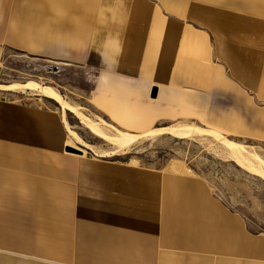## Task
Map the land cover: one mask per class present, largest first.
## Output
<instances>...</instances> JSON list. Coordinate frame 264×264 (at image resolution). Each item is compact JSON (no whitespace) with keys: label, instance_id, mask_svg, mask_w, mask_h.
Returning <instances> with one entry per match:
<instances>
[{"label":"crops","instance_id":"obj_1","mask_svg":"<svg viewBox=\"0 0 264 264\" xmlns=\"http://www.w3.org/2000/svg\"><path fill=\"white\" fill-rule=\"evenodd\" d=\"M11 57L95 71L111 121L131 109V127L264 143V5L0 0V66ZM69 146L60 113L0 97V264H264V232L194 170Z\"/></svg>","mask_w":264,"mask_h":264},{"label":"rangeland","instance_id":"obj_2","mask_svg":"<svg viewBox=\"0 0 264 264\" xmlns=\"http://www.w3.org/2000/svg\"><path fill=\"white\" fill-rule=\"evenodd\" d=\"M155 1L162 9L173 13L185 5L190 9L192 5L208 6L227 0ZM247 1L251 2L253 10H259L260 6L264 5V0ZM96 75L95 71L63 64L59 61L11 57L0 66V86L27 85L33 82L40 87L53 89L68 105L74 106L81 116L96 123L108 137L106 140L94 136L75 114L64 111L57 103L43 97L37 90H0V97L25 103H37L60 113L69 136L70 147L88 157L174 172L182 167L194 170L198 175L212 181L221 195L233 197L232 206L245 216L253 231L264 232L263 142L234 138L226 134L221 135L219 132L208 131L204 125L189 122L160 124L155 130H148L144 123L131 127L128 124L132 120L131 109L121 114L122 122L111 121L105 113L92 104L90 98V91L97 79ZM165 126H170V128L164 129ZM194 129L196 132L192 131ZM150 131H157V134L143 135ZM122 133L141 137H138L128 147L118 149L113 140ZM214 133L217 136L213 135ZM230 153L233 155L231 156ZM244 166H247L248 170Z\"/></svg>","mask_w":264,"mask_h":264},{"label":"bare ground","instance_id":"obj_3","mask_svg":"<svg viewBox=\"0 0 264 264\" xmlns=\"http://www.w3.org/2000/svg\"><path fill=\"white\" fill-rule=\"evenodd\" d=\"M0 90L1 91H12V90H31V91H35L37 90L43 97H46L50 100H53L55 103H57L64 111H69L73 114H75V116L77 118H79L81 120V122H83L85 125H86V128L96 137L102 139V140H106L108 137L101 131L100 127L96 124V123H93V122H90L89 120H87L86 117H83L81 116V114L77 111V109L74 107V106H71V105H68L62 98L61 96L55 92L53 89L51 88H44V87H40L38 86L37 84L31 82V83H28L27 85H19V84H13V85H10V86H0ZM174 127V126H173ZM182 127V126H181ZM175 128V127H174ZM184 129V128H183ZM190 129V128H189ZM162 131V130H161ZM159 131V132H161ZM184 131V130H183ZM192 131H195L192 130ZM157 131H150V132H146L145 134L143 135H153L154 133H156ZM182 132V131H180ZM186 132V131H185ZM196 132V131H195ZM212 131H210L211 133ZM121 133V132H120ZM172 133V132H171ZM192 133V132H191ZM157 134V133H156ZM164 134V133H162ZM168 134V133H167ZM189 134V133H188ZM169 135V134H168ZM191 135V134H190ZM215 135V133L213 134ZM220 135V134H219ZM184 136V135H183ZM208 136V135H207ZM217 136V135H215ZM138 137H141L140 135H128V134H125V133H122L118 138L114 139L113 142H115V144L118 146V149H124L126 147H128L132 142H134ZM187 137V136H186ZM111 138V137H110ZM180 138V137H178ZM224 138V137H223ZM75 139H76V136H75ZM79 140V139H78ZM82 141V140H81ZM226 142V141H224ZM231 143V142H230ZM226 144V143H225ZM228 145V144H227ZM231 146H237L236 144H229ZM225 146V145H224ZM226 147V146H225ZM224 147V148H225ZM129 149V148H128ZM127 149V150H128ZM227 149V148H226ZM89 150V148H88ZM229 150V148H228ZM232 150V149H231ZM246 150V149H245ZM118 151V150H117ZM125 151V150H124ZM238 151V150H237ZM248 151V150H247ZM230 152V151H229ZM249 153V151L247 152ZM113 154V153H111ZM231 154V153H230ZM229 154V155H230ZM251 154V152H250ZM106 155V154H105ZM108 155V154H107ZM227 155V154H226ZM233 154H231L232 156ZM245 155V154H244ZM236 156V155H235ZM236 158V157H235ZM242 158V157H241ZM245 158V157H244ZM260 158V157H259ZM234 160V159H233ZM261 160V159H260ZM236 161V160H235ZM247 161V160H245ZM253 161V160H252ZM251 161V162H252ZM239 162V161H237ZM255 162V161H254ZM253 163V162H252ZM237 164V163H236ZM245 165V164H244ZM251 165V163H250ZM243 166V165H241ZM240 167V166H239ZM245 168L247 166H244ZM256 167V166H255ZM243 168V167H242ZM254 168V167H252ZM251 168V169H252ZM263 168V167H262ZM261 168V169H262ZM247 169V168H246ZM255 169V168H254ZM248 170V169H247ZM250 171V170H249ZM252 171V170H251ZM256 173V172H255ZM262 173H264L262 171ZM263 176V175H262ZM261 177V176H259ZM263 178V177H261Z\"/></svg>","mask_w":264,"mask_h":264},{"label":"water","instance_id":"obj_4","mask_svg":"<svg viewBox=\"0 0 264 264\" xmlns=\"http://www.w3.org/2000/svg\"><path fill=\"white\" fill-rule=\"evenodd\" d=\"M155 95H156V90L154 89L152 91V93H151V96L154 98ZM65 150H66V152H69V153H72V154H77V155L81 154L78 150H76V149H74L73 147H70V146L67 147Z\"/></svg>","mask_w":264,"mask_h":264}]
</instances>
